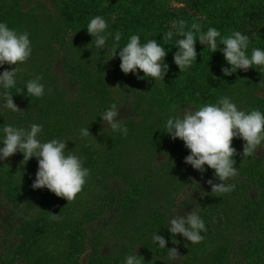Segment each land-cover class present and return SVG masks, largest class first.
Segmentation results:
<instances>
[{
	"label": "rangeland",
	"instance_id": "374dc122",
	"mask_svg": "<svg viewBox=\"0 0 264 264\" xmlns=\"http://www.w3.org/2000/svg\"><path fill=\"white\" fill-rule=\"evenodd\" d=\"M130 1L125 0V6L121 0L1 1L0 22L17 32H27L32 52L23 63L0 67V74L5 69H19L16 85L7 91L20 108L17 112L4 108L5 101L0 97V147L4 124L25 130L39 124L42 131L38 139L66 142V154L78 155L90 175L76 198L67 201L47 188L33 189L36 157L23 164V153L17 152L0 160V264H71L70 256L76 254L67 252L69 239L63 225L57 228L52 224L28 236L25 249L17 251L22 241V222L34 209H43L46 214L53 211L59 215L57 220H65L64 225L80 221L85 234L100 226L101 247L90 264H125L129 254L139 255L143 264H248V254L251 264H264V141L254 155L242 157L239 153L246 142L233 139L238 174L226 183L235 188L217 195L211 194L207 183L208 179L220 182L214 170L205 165L202 174L186 164L190 150L182 140H173L164 131L170 116L181 115L185 108L195 110L216 104L224 96L239 110H252L259 99L264 100V66L254 65L247 72L237 70L221 89L212 86V96L201 104L193 98L195 87H186L181 80L183 72L173 79L166 75L164 80L125 74L120 68L119 49L113 58L117 31L121 33L119 46L123 47L131 35H139L143 44L155 39V29L163 34L175 31L172 23L178 18L168 13L203 24V32L209 21L189 0H145V5H132L143 17L140 24L126 12ZM95 16H102L108 25L106 32L113 34L103 50L91 44L93 37L86 29ZM258 34L248 46V55L253 48L264 50V38ZM158 40L166 49L164 62L168 63L169 45ZM198 44L202 45L199 40ZM217 72L212 69L213 79ZM139 75L144 73L140 71ZM36 77H42L45 89L40 98L27 96L26 83ZM18 90L23 94H17ZM181 90L186 92L184 99ZM113 103L128 129L126 136L113 131L100 118ZM261 104L264 111V101ZM82 128H89L91 134L81 137ZM201 191L209 194L201 196ZM15 192L38 196L42 202L38 208L34 205L21 210L13 205ZM123 193L128 194L127 198ZM117 202L124 204L118 207ZM191 210L199 214L207 231H201L203 240L198 244L177 234L178 243L172 242L169 248H177L180 256L169 260L168 249L156 250L153 234L172 241L173 235L167 229L170 218ZM89 251L87 248L79 254L80 264L90 259Z\"/></svg>",
	"mask_w": 264,
	"mask_h": 264
},
{
	"label": "clouds",
	"instance_id": "9594fccd",
	"mask_svg": "<svg viewBox=\"0 0 264 264\" xmlns=\"http://www.w3.org/2000/svg\"><path fill=\"white\" fill-rule=\"evenodd\" d=\"M108 25L102 16L91 18L87 25L88 33L93 37L97 49L103 50L106 42L113 34L106 32ZM186 21H173L172 28L163 35L165 41L173 39V36L182 37L177 39L175 46L179 49L174 54V63L183 72L197 60L196 42L217 51V38L221 33L214 27H209L206 32L201 31V25L192 23L188 30H185ZM197 33L198 38H197ZM121 33L117 31L114 35L112 47L113 58L118 55L121 60L120 68L125 73H135L138 79L153 78L163 79L169 71V65L165 63L167 55L165 47L157 40L152 39L141 44L139 35H131L125 46L120 47ZM224 45L223 56L229 67H222L225 76H231L237 70L247 72L255 66H264V50L253 48L251 55H248L249 37L240 31H234L231 35L224 36L220 40ZM32 52L29 34L17 32L10 29L7 23L0 22V67L4 64L17 65L28 60ZM139 70V71H138ZM17 67L11 70L5 69L0 74V97L5 101L4 108L13 112L20 111L15 104L13 95L7 90L16 85ZM142 71L144 76H140ZM42 77H36L26 83L27 96L40 98L45 94L44 85L40 82ZM118 86V85H117ZM51 91V89H49ZM17 94H23L18 90ZM117 104H111L101 114V119L106 122L113 131L122 132L127 135L128 129L121 121ZM2 131L4 139L0 147V160H7L17 152L23 153V164L36 157L38 170L33 189L47 188L56 196L72 201L77 194L83 190L86 178L90 170L83 167L81 158L73 152L66 154L67 143L52 139L48 142H41L38 134L42 131V125L32 124L30 130L13 127L4 124ZM165 132L173 140L179 138L190 150L185 157V163L191 165L202 174L206 171L205 165L214 170V176L219 183L208 179L211 186V194L223 195L234 190L235 185L226 183L230 178L238 174L235 167L234 157L238 154L232 146L234 138H241L244 143L243 151L239 153L242 157H249L255 154L257 148L264 141V113L258 109L248 112L239 110L227 96L221 97L216 104H206L198 109L185 108L181 115L170 116L166 120ZM81 137L86 138L91 133L89 128L81 129ZM209 193L201 191V196ZM50 219L57 220L59 215L53 214ZM168 231L173 235V244L178 243L175 239L177 234L182 235L193 244L203 240L201 231H207L205 223L195 210L177 214L170 218ZM153 242L158 243L160 248L167 247V240L153 234ZM168 259L175 260L180 254L177 248H168ZM125 264H143L139 255L129 254Z\"/></svg>",
	"mask_w": 264,
	"mask_h": 264
},
{
	"label": "trees",
	"instance_id": "16d2710c",
	"mask_svg": "<svg viewBox=\"0 0 264 264\" xmlns=\"http://www.w3.org/2000/svg\"><path fill=\"white\" fill-rule=\"evenodd\" d=\"M1 1L2 0H0V5ZM121 1V4L125 6V0ZM135 2L136 4H140L141 6L145 5L144 3H146L145 0H131V5L129 4V6H127L126 12L130 14V19L133 18L135 22L136 20H138V22L142 24L141 19L143 17H141L139 13L133 10L132 5ZM189 3L193 8H196V10H198L203 16L208 17L209 21L206 24V31L209 27L216 28L221 33V37H218L219 39L223 38L224 36L231 35V33L234 31H240L242 34L247 35L249 37V45L254 39H256L255 35L257 33H259V36L261 34L260 37L262 39L264 38V0H189ZM169 14L176 20L178 18V21L184 20L183 18H180L179 15L175 12L168 13V15ZM184 21H186L185 30H188L192 23L188 20ZM145 23L146 20L143 21V24ZM202 27L203 24L201 28ZM164 34L155 29L152 32V37H154L157 41H159L158 39H160V41L163 40L162 43L169 45L168 53L170 55V60L167 63L169 65V71L166 78L173 79L176 75L179 76L181 72L179 67L174 63V54L177 52V50H179L175 46V42L177 39H180L182 37L174 35L175 39L165 41L162 38ZM217 46V51L211 52V49L205 47V45H196L197 60L193 62L192 66L183 71V77L181 78V80L184 81L186 87H195L193 98L200 104L206 102L207 97L212 96V86H214V89L217 87L218 90L222 88L223 84H225L226 81L228 82V76H225L222 72V67H227L228 64L227 66L223 65V61L226 62V60L223 56L222 51L219 50L223 49L225 46L220 45V43H217ZM213 68L218 69L217 76L214 79L212 78L213 76H211ZM209 76H211L210 79ZM210 80H213V82H215V85ZM210 90L212 93L206 94L205 91L210 92ZM185 97L186 92L181 90V98L184 99ZM263 101L264 100L259 99L258 103L254 106L253 109H258L262 113H264L262 109L263 105L261 104ZM14 194L16 195V198L13 199V205L20 208L21 210L33 208L34 205L36 208H38L40 206L39 204H41L42 202L38 196L31 195L26 197L23 196L20 192H15ZM123 196L124 198H127L128 194L123 193ZM123 204L124 202L116 203L118 207L123 206ZM52 213L53 211L46 214L45 212H43V209H38L37 211L34 209L32 215L23 220L20 229L22 241L20 244H18L17 251L21 252L25 249L26 238L28 236L39 233L43 229L49 228V226H51L52 224H55L57 228L60 225H63V229H66L65 232L67 234V238L69 239L67 252L70 254H76L73 257L70 256L71 264H80L78 256L83 250H86L87 248H90V259H88L86 264H90L93 261L94 254L101 247L100 226H97L94 232L85 234V230L80 226V221H74L72 223H66L67 225H64L63 222L65 223V220L60 221L50 219ZM171 243L172 241L167 243L168 248L171 246ZM167 247L160 248L159 244H156V250L158 252H167ZM249 256L250 255L248 254L247 262L248 264H251L252 259H250Z\"/></svg>",
	"mask_w": 264,
	"mask_h": 264
}]
</instances>
